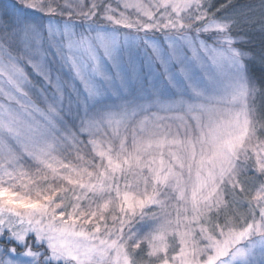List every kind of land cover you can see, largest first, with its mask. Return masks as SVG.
I'll return each instance as SVG.
<instances>
[{"label": "snow or ice", "instance_id": "snow-or-ice-1", "mask_svg": "<svg viewBox=\"0 0 264 264\" xmlns=\"http://www.w3.org/2000/svg\"><path fill=\"white\" fill-rule=\"evenodd\" d=\"M255 33L264 0H0V264H264Z\"/></svg>", "mask_w": 264, "mask_h": 264}, {"label": "trees", "instance_id": "trees-1", "mask_svg": "<svg viewBox=\"0 0 264 264\" xmlns=\"http://www.w3.org/2000/svg\"><path fill=\"white\" fill-rule=\"evenodd\" d=\"M241 2H258V0H241ZM252 40L257 51H259L260 48L264 46V36L260 35L259 33L253 34Z\"/></svg>", "mask_w": 264, "mask_h": 264}, {"label": "rangeland", "instance_id": "rangeland-1", "mask_svg": "<svg viewBox=\"0 0 264 264\" xmlns=\"http://www.w3.org/2000/svg\"><path fill=\"white\" fill-rule=\"evenodd\" d=\"M178 242V241H177ZM177 251H178V249H177Z\"/></svg>", "mask_w": 264, "mask_h": 264}]
</instances>
